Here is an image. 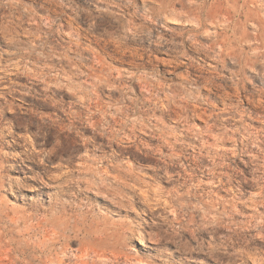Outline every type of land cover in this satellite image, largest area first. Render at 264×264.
Masks as SVG:
<instances>
[{"label": "rangeland", "instance_id": "obj_1", "mask_svg": "<svg viewBox=\"0 0 264 264\" xmlns=\"http://www.w3.org/2000/svg\"><path fill=\"white\" fill-rule=\"evenodd\" d=\"M0 264H264V0H0Z\"/></svg>", "mask_w": 264, "mask_h": 264}]
</instances>
